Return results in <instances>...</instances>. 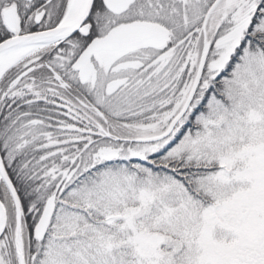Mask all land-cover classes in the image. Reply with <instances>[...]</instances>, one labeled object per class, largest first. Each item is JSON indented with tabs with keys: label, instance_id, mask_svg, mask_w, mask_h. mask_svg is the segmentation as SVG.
<instances>
[{
	"label": "snow or ice",
	"instance_id": "obj_1",
	"mask_svg": "<svg viewBox=\"0 0 264 264\" xmlns=\"http://www.w3.org/2000/svg\"><path fill=\"white\" fill-rule=\"evenodd\" d=\"M0 264H264V0H0Z\"/></svg>",
	"mask_w": 264,
	"mask_h": 264
}]
</instances>
